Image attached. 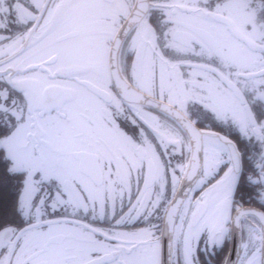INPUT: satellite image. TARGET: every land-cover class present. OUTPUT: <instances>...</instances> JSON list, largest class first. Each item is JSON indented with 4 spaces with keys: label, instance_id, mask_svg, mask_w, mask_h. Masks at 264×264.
<instances>
[{
    "label": "snow or ice",
    "instance_id": "1",
    "mask_svg": "<svg viewBox=\"0 0 264 264\" xmlns=\"http://www.w3.org/2000/svg\"><path fill=\"white\" fill-rule=\"evenodd\" d=\"M0 264H264V0H0Z\"/></svg>",
    "mask_w": 264,
    "mask_h": 264
}]
</instances>
